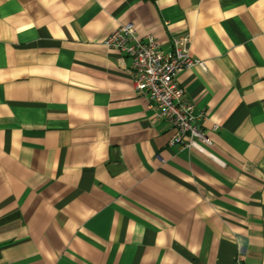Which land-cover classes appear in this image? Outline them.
<instances>
[{
	"label": "crops",
	"instance_id": "1",
	"mask_svg": "<svg viewBox=\"0 0 264 264\" xmlns=\"http://www.w3.org/2000/svg\"><path fill=\"white\" fill-rule=\"evenodd\" d=\"M203 65L210 147L170 146L105 46L121 25ZM264 264V0H0V264Z\"/></svg>",
	"mask_w": 264,
	"mask_h": 264
},
{
	"label": "built area",
	"instance_id": "2",
	"mask_svg": "<svg viewBox=\"0 0 264 264\" xmlns=\"http://www.w3.org/2000/svg\"><path fill=\"white\" fill-rule=\"evenodd\" d=\"M105 46L127 57L128 70L133 76L135 89L155 111V119L166 122L175 131L170 146L197 148L212 145L199 127L202 116L188 100L178 75L202 62L192 58L189 39L173 42L172 50L165 51L155 37L139 36L133 24L121 25L105 40ZM235 264H243L241 260Z\"/></svg>",
	"mask_w": 264,
	"mask_h": 264
}]
</instances>
